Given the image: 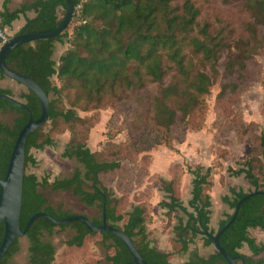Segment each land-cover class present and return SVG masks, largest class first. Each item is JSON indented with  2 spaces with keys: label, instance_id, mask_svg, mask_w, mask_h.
Here are the masks:
<instances>
[{
  "label": "trees",
  "instance_id": "1",
  "mask_svg": "<svg viewBox=\"0 0 264 264\" xmlns=\"http://www.w3.org/2000/svg\"><path fill=\"white\" fill-rule=\"evenodd\" d=\"M9 1L4 0V6ZM71 2L75 9V25L71 30L68 27L54 39L22 45L12 51L4 63L9 71L36 83L49 100L47 123L28 137L25 146L21 231L28 220L40 212L58 220L76 216L51 208L39 192L40 188L46 187L53 192L70 193L81 205L96 208L99 220H88L100 226L105 216L106 224L129 237L147 264H170L174 256L186 257L183 264H228L216 250L202 257L197 247L191 249L196 246L199 236L204 248L213 246L204 233L214 236L231 218V215H227L216 232L210 230L212 202L209 193L215 184L217 171L213 167L187 168L193 178L191 199L187 206H183L177 196V181L158 180L160 192L165 198L159 205L175 220L173 250L161 252L150 241L147 231L150 216L145 204L135 205L125 214L117 212L122 201L103 184L101 178L121 170L119 150L115 148L110 157L92 153L87 147V140L93 124L89 119H82L78 111L119 105L130 96L135 97L133 102L143 107V92L148 86L157 85L162 89L148 106L154 113L155 124L169 132L175 125V111L167 105L168 101L175 100L179 104L183 117L188 115L189 109L193 111L199 106L201 98L209 94L212 86V78L205 71L211 68L216 72L215 65L225 50L232 54L225 71L233 76L244 73L247 63L264 48V36L261 41L258 40L259 35L264 34V0H223L225 5L240 6L248 17L242 25V33L250 35L251 39L242 36L238 30L231 31L236 40L232 48L227 43L228 32L214 30L213 25L201 21L203 14L200 0ZM65 11L64 0H32L31 4H25L14 12L6 9L0 12V28L5 31L21 15L33 12L35 18L27 20L16 35L47 34L59 26ZM56 44L68 45L58 61L54 60ZM170 72L173 73L172 85L163 86ZM4 78L0 72V80ZM0 94L14 99L10 90L0 89ZM19 99L37 120L41 114L37 98L25 90ZM65 101L69 103V108L65 107ZM0 112L14 116L10 125L0 122V178L3 179L13 146L28 121V115L3 100H0ZM46 127H49L47 132ZM61 127L63 132L67 130L70 134L61 157L75 162L81 168L51 184L47 180L40 183L34 175L26 174L27 167L36 164L30 152L53 148V134ZM240 129L242 133L237 131V136L242 142L251 136V129L248 130L243 124ZM251 137L248 160L238 163L236 170L228 168L227 174L231 178L243 177L255 189L253 192L260 194L241 204L236 220L219 239L220 246L237 264H264V244H257L249 235L250 230H264V133ZM258 165H261V175L256 174ZM220 168L218 164L217 170ZM247 194L240 189L229 188L228 196L222 202L233 213L239 200ZM68 228L74 232L64 244L70 256L83 253L86 243L99 236L105 264H134L125 245L114 235L91 233L81 222L56 226L45 219L35 221L25 236L29 244L28 264H53L56 248L45 239L51 238L56 229L63 231ZM3 235L2 224L0 244ZM244 248L249 254L242 253ZM18 253L19 239L10 246L0 264H14L13 259ZM88 264L100 263L93 261Z\"/></svg>",
  "mask_w": 264,
  "mask_h": 264
},
{
  "label": "rangeland",
  "instance_id": "2",
  "mask_svg": "<svg viewBox=\"0 0 264 264\" xmlns=\"http://www.w3.org/2000/svg\"><path fill=\"white\" fill-rule=\"evenodd\" d=\"M200 1L203 14L201 21L213 25L214 30L228 32L227 43L231 48L236 41L231 31L238 30L242 36L251 39L250 35L242 33V25L248 17L240 6L225 5L223 0ZM60 12L61 9L59 14ZM74 25L72 20L70 30ZM263 36V33L259 35L258 40L261 41ZM67 49L68 45L56 44L54 60L58 61ZM231 56V51L225 50L215 65L216 72L211 68L206 69L205 74L212 78L209 94L201 98V104L193 111L189 109L186 117L182 116L175 100L168 101L167 105L175 111V125L169 132L155 124L154 113L148 106L162 89L157 85H150L143 92V107L136 101L133 102L135 97L130 96V99L119 105H108L87 112L78 111L82 119H89L93 124L87 140V147L92 153L110 157L115 148L119 150L117 153L121 170L101 178L103 184L122 201L117 212L125 214L133 206L145 204L150 216L147 229L150 241L161 252L173 250L175 220L159 205L165 200L160 192L159 179L177 181V196L183 206H187L191 199L193 179L187 168L193 170L196 167H213L217 173L214 177L215 184L209 193L212 202L209 228L214 232L220 222L232 214L222 202L228 196V189H240L245 194L255 190L243 177H229L227 169L236 170L238 163L246 162L250 155L251 136L264 133V48L247 63V70L240 75L229 76L225 71ZM172 76L173 73L170 72L163 86L172 85ZM0 89L10 90L14 99L19 102H22L19 95L26 90L8 78L0 80ZM64 105L66 108L70 106L66 101ZM13 117L12 114L0 112L1 123L10 125ZM241 124L248 127V130L251 129V136H247L242 142L237 136V131L242 133ZM45 131H49V127ZM53 138V148L30 152L36 164L27 167L26 174L34 175L40 183L47 180L51 184L56 179L69 177L76 169L81 168L75 162L61 157L70 138L69 132H63L61 127L53 134ZM218 164L221 168L217 170ZM256 174L261 175V165L256 167ZM39 192L55 211L99 220L96 208L81 205L70 193L53 192L46 187L40 188ZM73 235V230L69 228L63 231L56 229L51 238L45 239L56 248L53 264H88L93 261L105 264V253L99 236L89 241L90 246L85 247L83 253L70 256L64 244ZM249 235L257 244H264V231L250 230ZM195 244L191 249L197 247L202 257H207L215 250L213 246L204 248L200 236ZM28 247L27 239L20 238L19 253L13 259L14 264H28ZM242 253L249 254L246 248ZM185 260L186 257L174 256L170 264H183Z\"/></svg>",
  "mask_w": 264,
  "mask_h": 264
},
{
  "label": "water",
  "instance_id": "3",
  "mask_svg": "<svg viewBox=\"0 0 264 264\" xmlns=\"http://www.w3.org/2000/svg\"><path fill=\"white\" fill-rule=\"evenodd\" d=\"M66 5L65 16L62 19L59 26L50 33L47 34H18L11 37L5 44L0 47V72L17 84L23 86L26 90L31 92L39 101L41 107V114L37 120H34L32 113L22 103L0 94V100H3L13 106H16L23 110L28 115V121L26 125L19 132L15 144L13 146L7 169L4 178H0V226H4V235L0 244V261L7 253L10 246L17 239L23 238L28 233L29 229L35 221L38 219H45L53 225L61 226L68 225L74 222L83 223L91 233H110L117 237L126 247L128 252L133 258L134 264H147L142 257L138 254L133 246V243L129 237H127L122 231L110 227L106 224L105 216H103L100 226L92 224L88 218L84 216H74L64 220L54 219L51 216L40 212L33 215L27 222L23 231L20 229V212L23 196V179L25 171V146L28 137L35 131L42 128L48 121L49 115V100L42 89L34 83L28 77L19 75L9 71L4 63L6 57L14 51L16 48L30 44L38 40H51L61 35L71 24L75 9L71 0H64ZM260 194L259 192H253L247 194L244 198L239 200L230 220L224 225L214 236L208 232L204 233L213 243L214 249L224 258L228 264H237L235 259L231 258L224 249L220 246V237L230 228L237 218L240 206L243 202L250 199L254 195Z\"/></svg>",
  "mask_w": 264,
  "mask_h": 264
},
{
  "label": "crops",
  "instance_id": "4",
  "mask_svg": "<svg viewBox=\"0 0 264 264\" xmlns=\"http://www.w3.org/2000/svg\"><path fill=\"white\" fill-rule=\"evenodd\" d=\"M31 3L32 0H10L9 3L6 6H4V0H0V12L4 11V9L8 10L9 12H14L20 9L21 6L25 4L29 5ZM34 18H35V14L33 12H27L25 15H21L18 20L12 23L10 28L5 30V33L8 36V38L10 39L11 37L19 33L26 25V21L33 20ZM89 243H90L89 241L86 243V247L90 246Z\"/></svg>",
  "mask_w": 264,
  "mask_h": 264
},
{
  "label": "built area",
  "instance_id": "5",
  "mask_svg": "<svg viewBox=\"0 0 264 264\" xmlns=\"http://www.w3.org/2000/svg\"><path fill=\"white\" fill-rule=\"evenodd\" d=\"M0 26H1V20H0ZM0 40H1V46L9 40L8 36L5 34V31H3L1 28H0Z\"/></svg>",
  "mask_w": 264,
  "mask_h": 264
}]
</instances>
